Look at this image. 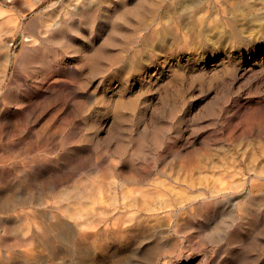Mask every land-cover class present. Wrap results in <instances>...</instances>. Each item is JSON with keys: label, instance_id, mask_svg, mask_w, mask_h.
<instances>
[{"label": "bare ground", "instance_id": "1", "mask_svg": "<svg viewBox=\"0 0 264 264\" xmlns=\"http://www.w3.org/2000/svg\"><path fill=\"white\" fill-rule=\"evenodd\" d=\"M0 4V264H171L189 247L205 264L191 230L217 232L224 213L236 257L224 264L244 262L245 225L247 263L264 264V104L247 85L216 93L254 77L244 64L264 55V0ZM158 72L172 79L156 107ZM106 77L123 93L92 104L87 88ZM132 80H147L146 100L124 94ZM201 88L217 95L196 110L186 97Z\"/></svg>", "mask_w": 264, "mask_h": 264}, {"label": "rangeland", "instance_id": "2", "mask_svg": "<svg viewBox=\"0 0 264 264\" xmlns=\"http://www.w3.org/2000/svg\"><path fill=\"white\" fill-rule=\"evenodd\" d=\"M20 2V1H19ZM2 4V6L4 7V9H9L10 7H11V9H9V12L7 11V14H13V13H16V14H13L14 16L13 17H15L16 15H19V13H20V11H21V7L18 5V4H14V5H12L11 3H6V2H4V3H1ZM0 4V5H1ZM45 6L46 5H43L42 7H40V8H38L37 10H33V11H31V12H29L28 13V15H26L25 16V18L23 19V21L26 23V22H28L29 20H30V18H33L34 16H36L37 15V18L40 20V19H43V16H44V12H45V10H43L44 8H45ZM2 7V8H3ZM6 7V8H5ZM101 7V6H100ZM112 7L113 8H115V6H113L112 5ZM43 10V11H42ZM11 11H14V12H11ZM17 11V12H16ZM19 12V13H18ZM42 15V16H41ZM99 25H100V23H99ZM101 26H102V24H101ZM94 37V36H93ZM23 39V36H22V34H19L18 36H17V39H16V45L14 44L13 45V54H14V57H16V56H18L19 55V53H20V50H21V48H22V44L20 43V42H22L21 40ZM19 44H21V45H19ZM84 45L86 46V44L84 43ZM17 54V55H16ZM213 60H210V61H206L205 62V64H203V66H205L206 67V69L209 67L210 68V66H212V63H214V62H212ZM75 62H76V59H74V57H73V55L70 57V59H69V62H68V64L67 63H65V65H69V66H71L72 64L73 65H75ZM259 63V64H258ZM72 65V66H73ZM245 66H247V67H252L254 70V73L253 74H251V76L253 77V75H254V77L253 78H251L250 79V81H249V79H246V82L244 81V83H243V80L242 79H238V80H236L235 82H232L231 80H230V83H229V85L231 86H228L226 83H224V84H222L217 90H216V93L217 94H220V93H224V92H226V91H232V94H231V96L232 97H238V96H241V95H244V93H245V89H246V87L247 86H251L250 88L252 89V90H254L255 91V89H256V91H257V93L256 92H254V93H256V98H255V100H254V104H256L257 102H261L262 104H264V85H262V84H264V71H262L261 70V67H262V69L264 70V55H262V54H260L259 56H256L255 58H253L251 61H249V62H245V64H244ZM71 66V67H72ZM201 67V66H200ZM200 67L199 66H195V67H193L191 70V72H189L188 73V75H187V78L188 77H194V76H197L198 75V71L200 70ZM198 68V69H197ZM208 68V69H209ZM215 68H217V67H215ZM193 69H194V71H193ZM258 70H259V72H258ZM260 70H261V72H260ZM257 71V72H256ZM12 72V68H11V70H10V73ZM194 73V74H193ZM261 73V74H260ZM12 74V73H11ZM161 74V75H160ZM192 75L193 74V76H190V75ZM157 76L156 77H158V84H157V86H155V87H153V89H156L157 90V88H159L160 89V92H159V94L158 93H155L156 95H157V98H155L154 99V104L156 105V107H159L160 105H161V101L159 100V98L160 97H162L163 96V93H165V91H167L168 89H170L171 88V82H170V80L172 79V73H167V72H164V73H159L158 72V74H156ZM160 75V76H159ZM165 75V76H164ZM260 75V76H259ZM262 75V76H261ZM108 76H110V75H108ZM155 77V78H156ZM159 77H160V79H159ZM171 79H170V78ZM259 77V78H258ZM164 78V79H163ZM189 78V79H190ZM255 78H256V80H255ZM31 79V80H30ZM255 80V81H254ZM33 80H32V78L31 77H29V78H27V82H32ZM102 81H106L107 83H110V78L109 77H106V78H103V79H96V80H94L93 81V83H91V87L89 86L88 88H87V93H86V97H88V99H90V102L92 103V104H95V102L97 101V97H100V96H103V94L105 95V96H108V97H111L112 99H115V98H117L118 96H120L121 95V93H123V87L121 86V84H118L117 82L116 83H114V85L112 86V81H111V85H109V86H111L112 88H109L108 90L109 91H107L108 93H105L104 92V89H103V84H102ZM115 81V80H114ZM249 81V82H248ZM258 81V82H257ZM8 82H9V80H8ZM7 82V83H8ZM129 82H131V84H130V86H129V89L127 90V93H124V94H126V95H128V94H132V95H140V96H142L141 97V100L142 99H144V100H146V98H148V96L150 95V94H148V93H146V92H144L142 89H145L146 88V86H147V80H143V83H140L139 81H129ZM165 82V83H164ZM262 82V83H261ZM189 83H190V81L189 80H187V84H186V87H187V89L189 88ZM238 83V84H237ZM246 83V84H245ZM256 83V84H255ZM260 83V84H259ZM140 84H142V86L140 85ZM161 84H164V85H161ZM168 84V85H167ZM170 84V85H169ZM233 84V85H232ZM240 84V85H239ZM249 84V85H248ZM96 85H98L97 87H96ZM167 85V86H166ZM247 85V86H246ZM254 85H256V86H254ZM95 86V87H94ZM141 86V87H140ZM195 86H198V84H195ZM228 86V87H227ZM246 86V87H245ZM260 88H259V87ZM115 87V88H114ZM121 87V88H120ZM143 87V88H142ZM223 87V88H222ZM229 87H230V90H229ZM93 88H95V89H93ZM131 88V89H130ZM196 88H200L199 86L198 87H196ZM234 88V89H233ZM103 89V90H102ZM119 89H121V90H119ZM138 89V90H137ZM222 89H224V92H223V90ZM261 89V90H260ZM90 90H92V91H90ZM96 90V91H95ZM98 90V91H97ZM141 90V91H140ZM199 91H200V93H199ZM204 92V94H203V92ZM205 91L206 90H203L202 88L200 89V90H196L195 91V95H193L195 98H193V97H191L190 98V96H192L191 94H187V97L186 98H188L187 100H194L195 101V103L196 104H199L198 105V107H196V110H199V109H202V108H205L206 107V105H204V104H208V103H210V102H212L213 101V99L215 98V95H217V94H215L214 92H207L206 91V93H205ZM219 91V92H218ZM221 91V92H220ZM261 91V92H260ZM101 92V93H100ZM117 92V93H116ZM119 92V93H118ZM130 92V93H129ZM138 92V93H137ZM236 92V93H235ZM201 93H202V96L200 97V95H201ZM262 93V94H261ZM120 94V95H119ZM142 94V95H141ZM162 94V95H161ZM196 94H199V96L198 95H196ZM213 94V95H212ZM238 94V95H237ZM257 94L259 95L258 97H257ZM99 95V96H98ZM158 95H159V98H158ZM204 95V96H203ZM234 95V96H233ZM89 96H91V97H89ZM94 96V97H93ZM96 96V97H95ZM214 96V97H213ZM260 96H262V97H260ZM205 97V98H204ZM201 98H204V100L200 103V99ZM262 98V99H261ZM160 99H162V98H160ZM260 99V100H259ZM158 100V101H157ZM192 100V101H193ZM206 101H207V103H206ZM208 101H210V102H208ZM149 103V102H148ZM204 103V104H203ZM204 105V106H203ZM96 108H98V106L97 105H94ZM199 106H201V107H199ZM197 108H199V109H197ZM96 115H101V114H97V113H94V114H89L86 118H82L81 119V121H82V126L84 127V123L85 124H87V127H88V125L90 124L89 122H91V120H96ZM90 117V118H89ZM139 117V116H138ZM137 117V118H138ZM184 117H186V116H184ZM89 118V119H88ZM94 118V119H93ZM106 119L107 120H109V121H107L108 122V124H110V125H108V128L109 127H112V124H114L113 123V120H112V118H110V119H108L107 117H106ZM186 119H188V117H186ZM208 120V119H207ZM209 122V121H208ZM82 126H80V127H82ZM113 128V127H112ZM112 128H111V130H112ZM107 130V129H106ZM174 130V129H173ZM174 131H176V130H174ZM174 134V133H173ZM224 216V217H223ZM225 221V222H227V223H225L223 220V224H224V226H222L223 224H222V221L220 222L221 224V228L216 232L214 229H212L211 227H208V226H205V227H201V229H199L198 230V228L196 227V229H192L191 230V232L192 231H194L195 230V233L193 234V239H190L191 241V244L192 245H194L195 247H198V248H202L203 250L205 249V251L207 252V256H206V259H207V262L205 263V264H216V262L217 261H222V263H220V264H224V260L227 258V259H229L230 257V259L231 260H233V258L235 259L236 257H234V255H233V247H234V245H233V243H230L229 242V236L231 235L230 233V235L228 236L227 234H228V232L230 231L229 229H231L227 224H228V217H225V213L224 214H221L220 216H219V218L218 219H221V218ZM236 217L238 218V215H236ZM227 219V220H226ZM226 225V226H225ZM228 226V227H227ZM247 225H245V231L243 232V234L245 235H243L244 237H242L243 238V240H242V244H244V246L242 245V247H243V250H242V258H244V262L242 263V264H248L247 263V260H246V254L248 255V251H249V230H248V226L246 227ZM225 227V228H224ZM223 229V230H222ZM197 230V231H196ZM226 230V231H225ZM248 230V231H247ZM201 233V234H200ZM226 233V234H225ZM213 234V235H212ZM209 235V236H208ZM181 236H184V234H182ZM204 236H207V238H208V241H203L204 239L203 238H205ZM209 237H211L212 239H210ZM224 237V238H223ZM182 238V237H181ZM187 238H182L181 240H183V242H184V244H185V246H187V247H189V245H188V242H187V240H186ZM215 239H217L215 242H210V241H214ZM248 239V240H247ZM219 241V242H218ZM245 243H244V242ZM218 243V244H217ZM233 245V246H232ZM200 246V247H199ZM232 247V248H231ZM246 248V249H245ZM228 249V250H227ZM187 250V251H186ZM185 250V253H186V255L187 256H190V259L189 258H186V259H184V260H178L177 258H173V261H172V263L171 264H176L177 262V264H182V262H183V264H203V261H201L200 259H197V260H195V257H197L200 253H202V251H200L201 249H196V250H193V251H191V247H189L188 249H186ZM190 251V252H189ZM247 251V252H246ZM189 252V253H188ZM193 252V253H192ZM200 252V253H199ZM205 252V253H206ZM189 254V255H188ZM232 255V256H231ZM220 258V259H219ZM222 258H224V259H222ZM169 259V258H168ZM238 259V258H237ZM165 260H167V259H162V262L163 261H165ZM217 260V261H216ZM137 261V260H136ZM177 261V262H176ZM205 262V261H204ZM226 264V263H225ZM250 264V263H249Z\"/></svg>", "mask_w": 264, "mask_h": 264}]
</instances>
